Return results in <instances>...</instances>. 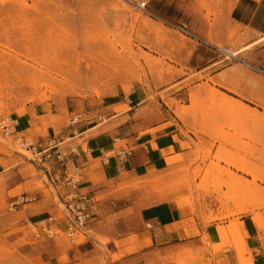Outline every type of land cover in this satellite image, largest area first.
I'll return each mask as SVG.
<instances>
[{"label": "rangeland", "instance_id": "374dc122", "mask_svg": "<svg viewBox=\"0 0 264 264\" xmlns=\"http://www.w3.org/2000/svg\"><path fill=\"white\" fill-rule=\"evenodd\" d=\"M263 35L264 0H0V120L14 123L0 131V264H50L51 242L66 238L61 159L140 92L149 111L179 121L186 152L111 180L98 197L125 193L140 209L189 202L206 225L235 217L239 238V216L264 214V39L254 43ZM50 217L58 234L38 236ZM104 230H91L93 251H65L61 264L116 262L117 236ZM238 247L236 264H264ZM170 254L189 264L199 253L178 244Z\"/></svg>", "mask_w": 264, "mask_h": 264}, {"label": "crops", "instance_id": "0c3cea01", "mask_svg": "<svg viewBox=\"0 0 264 264\" xmlns=\"http://www.w3.org/2000/svg\"><path fill=\"white\" fill-rule=\"evenodd\" d=\"M262 39L264 35L254 43ZM209 41L220 44L212 38ZM128 100L138 103H133L129 109L111 112L107 116L112 119L107 128L101 127L97 133L90 134L85 142L78 143L65 155L69 166L73 164L80 170V188L98 202V211L88 224V230L77 238L66 237L58 243L51 242L53 254L49 263L61 264L62 259H66L61 256L65 251L70 258L93 251L98 239L91 230L106 226L108 231L104 230L105 235L117 236L111 244L113 252L120 255L116 262L110 264H147L148 260L149 264H183L174 261L173 255L169 257V251L178 244L188 245L191 251L199 253L189 258V264H217L218 259L215 260L210 247L212 243L217 244L220 250L219 264H236L238 252L242 257L243 251L242 247L236 248L239 240L244 242L251 255L264 254V214L254 212L253 215L239 216L237 238L232 228L235 217L206 225L196 218L189 202L179 205L175 201H165L140 209L125 193L116 195L118 201L111 195L98 197L96 193L106 190L111 180H119L122 184L125 176L133 171L141 174L143 171H155L163 165L179 163L186 152L183 147L186 137L173 114L161 109L149 111L147 105L151 102L141 92L129 96ZM177 111L184 115L182 109ZM168 123L172 125L163 126ZM89 131L87 128L79 134ZM257 190L260 191L259 188ZM118 213L119 217L110 223L108 216ZM244 260L242 257L241 261Z\"/></svg>", "mask_w": 264, "mask_h": 264}, {"label": "built area", "instance_id": "2783aa9c", "mask_svg": "<svg viewBox=\"0 0 264 264\" xmlns=\"http://www.w3.org/2000/svg\"><path fill=\"white\" fill-rule=\"evenodd\" d=\"M79 117L80 114L73 115L71 117V122H77ZM13 125L14 123L11 122L10 118L2 119L0 120V131L12 133L14 131ZM23 144L26 145L27 148L35 149V144L29 140L23 141ZM48 149L49 147L45 148V150ZM61 166L62 172L57 178L68 188L65 193L64 203L67 213L64 232L68 238L75 239L88 229V224L93 215L98 211V202L89 192L81 190L80 184L82 182V177L77 167L74 166L75 171H72L65 157L61 159ZM27 199L28 197H24L22 201ZM56 229L57 227L54 225V219L50 217L49 220L43 221V224L36 234L38 236L47 235L48 237H53L58 234Z\"/></svg>", "mask_w": 264, "mask_h": 264}, {"label": "bare ground", "instance_id": "6f19581e", "mask_svg": "<svg viewBox=\"0 0 264 264\" xmlns=\"http://www.w3.org/2000/svg\"><path fill=\"white\" fill-rule=\"evenodd\" d=\"M141 6V5H140ZM228 51V50H227ZM229 54L231 55H236L237 54V51H228ZM67 237V236H66ZM68 238V237H67Z\"/></svg>", "mask_w": 264, "mask_h": 264}]
</instances>
